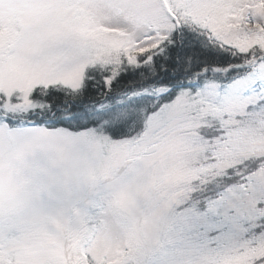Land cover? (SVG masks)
<instances>
[{"label": "rangeland", "instance_id": "374dc122", "mask_svg": "<svg viewBox=\"0 0 264 264\" xmlns=\"http://www.w3.org/2000/svg\"><path fill=\"white\" fill-rule=\"evenodd\" d=\"M185 19L239 52L257 45L264 50V0H0L3 112L37 109L30 100L36 87L76 89L89 67L108 66L120 55L135 60ZM236 81L207 82L181 94L150 118L139 138L112 141L89 131L87 153L75 147L82 137L66 130L44 146L5 142L0 221L13 227L0 235V264H154L162 252L178 264H254L263 258L264 232L251 239L247 233L264 217V169L212 205V212H227L228 227L205 237L192 234L183 245L172 241L173 215L197 209L190 200L196 185L264 157L263 116L257 113L258 127L244 128L240 121L248 108L261 106L260 97L235 90ZM215 121L225 140L211 143L200 132ZM41 150L65 183L59 194L37 195L27 162Z\"/></svg>", "mask_w": 264, "mask_h": 264}, {"label": "trees", "instance_id": "16d2710c", "mask_svg": "<svg viewBox=\"0 0 264 264\" xmlns=\"http://www.w3.org/2000/svg\"><path fill=\"white\" fill-rule=\"evenodd\" d=\"M261 59H264V50L258 45L246 52H239L219 43L208 30L189 19L180 20L178 26L157 47L136 55L135 60L120 55L115 63L108 66L87 68L76 89L60 85L36 87L30 100L38 105L37 109L24 115H10L13 121L10 127L24 124L31 126L33 122L37 125H53L56 120L71 116L75 105L107 118L103 127L99 124L95 127V132L100 135L112 141L139 138L147 131L150 118L163 107L173 104L181 94H192L207 82L229 85ZM173 65H177L181 75L187 76L191 72V87L177 90L176 83L163 74L164 68L171 73ZM169 85H172L171 91ZM148 91L154 93L148 94ZM156 91L163 92L156 94ZM2 106L0 95V112H3ZM55 113H60V116L57 117ZM113 113H119L120 119H113ZM257 113L264 118L262 105L248 108V115L240 117L241 126L261 125L257 121ZM65 130L80 133L76 126ZM200 134L211 143L215 139L221 142L225 140L226 131L221 123L215 121L211 128ZM209 153L210 158H207L213 159L212 152ZM263 169L264 157L243 160L221 177H215L202 186L196 185L190 200L198 210L210 211L212 205L223 199L233 187L245 188L250 179ZM258 223L256 228L247 233V238L257 237L264 232V217ZM254 264H264V257Z\"/></svg>", "mask_w": 264, "mask_h": 264}, {"label": "snow or ice", "instance_id": "6c2138e0", "mask_svg": "<svg viewBox=\"0 0 264 264\" xmlns=\"http://www.w3.org/2000/svg\"><path fill=\"white\" fill-rule=\"evenodd\" d=\"M179 62V61H178ZM258 72L260 75L258 76ZM163 74L172 80L177 85V90L184 87H191L189 77L191 72L181 75L177 65L172 66V71L169 73L167 68H164ZM250 82V83H249ZM169 91L172 90V85H169ZM233 88L237 91L251 90L255 92L260 99L257 103L264 106V63L260 65V69L251 67L248 69L246 77L239 78ZM73 106V114L63 119L56 120L53 125H37L35 122L31 126L26 124L19 127H10L12 117L9 114L0 112V148L8 141L24 139L35 141L41 146L51 144V137L55 132H62L66 128L76 126L80 129L79 135L82 139L78 140L75 147L83 153H87L90 149V141L87 139L89 131L95 132L97 124L104 126L107 123V118L98 112H92L83 106ZM57 117L60 113H55ZM112 118L120 119L119 113H113ZM57 125L62 127H57ZM102 151V148H101ZM31 170L34 171V182L36 184L37 195L59 194L65 190V183L60 173L50 165V157L46 150H41L33 153L31 159L27 162ZM171 223L174 227L172 236L173 243L183 245L191 240L192 234L199 237H205L209 231L222 230L229 226L230 218L227 212L219 211H200L198 209H187L184 213L173 215ZM13 225L0 221V235H3L5 230H11ZM154 264H178L168 252H162L160 257L154 261Z\"/></svg>", "mask_w": 264, "mask_h": 264}]
</instances>
